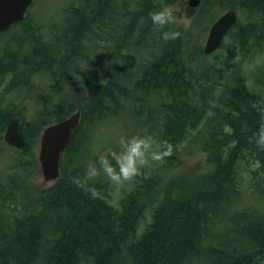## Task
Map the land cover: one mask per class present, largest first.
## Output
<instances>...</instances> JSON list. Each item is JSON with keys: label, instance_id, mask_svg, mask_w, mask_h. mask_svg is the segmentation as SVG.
<instances>
[{"label": "trees", "instance_id": "obj_1", "mask_svg": "<svg viewBox=\"0 0 264 264\" xmlns=\"http://www.w3.org/2000/svg\"><path fill=\"white\" fill-rule=\"evenodd\" d=\"M179 1L78 0L61 23L62 37L74 34L64 54L42 42L44 48L14 60L0 47V82L10 76L8 90L30 89V75L44 70L49 93H62L45 97L38 129L80 111L78 127L59 158L61 175L38 188L31 201L28 170L36 158L22 159L39 131L31 129L24 138L17 165L7 167V174L0 170V264H264V151L250 142L261 122L252 104L264 98V88L249 87L239 62H205L190 31L175 41L162 39L149 14ZM235 8L244 22L233 27L234 41L243 54L257 52L264 0H202L193 25L199 27L205 18L212 23L220 11ZM121 110L132 111L140 126L123 136L151 135L175 143L174 154L164 161L170 167L179 161L178 145L188 140V147L207 153L211 171L190 183L175 178L162 191L152 175L118 206L109 203L112 184L101 175L89 185L103 199L90 198L72 177L83 178L88 163L105 151L94 149L95 132ZM17 113L0 107V147ZM17 197L27 202L5 204Z\"/></svg>", "mask_w": 264, "mask_h": 264}, {"label": "rangeland", "instance_id": "obj_2", "mask_svg": "<svg viewBox=\"0 0 264 264\" xmlns=\"http://www.w3.org/2000/svg\"><path fill=\"white\" fill-rule=\"evenodd\" d=\"M73 3L75 5L77 3L79 4L78 0H33L32 5L28 8V13L25 20L22 23H19L17 26L10 28L8 32L6 31V33L4 32L3 34H0V47L4 46L9 50L7 52V57L14 60H17L16 58H22V60H24V54H30L32 49L39 47L44 48V44H41L42 42L53 45V52L55 54L58 53L59 56L60 54H64V52L67 50L68 44L73 40L74 34L70 33L67 37H62L63 33L60 31V28L62 27L61 23L65 16V10H67V8L71 5H74ZM174 7L179 8V12H177L176 14V23L173 25H169V29L180 31L182 34H188L189 31L193 33L195 30V33L192 34L193 36L191 35L190 39L191 41H193L196 38V45L198 44L200 48L203 49L211 22H209L208 18H205L203 20V24L201 23L202 25H200L199 27L197 24L195 26L192 25L199 10L201 9V6L193 11L188 6L187 0H180L174 5ZM235 10L239 15V19H241L240 21H243V14L238 11V8H235ZM223 12L224 10L220 11L219 14ZM235 29L236 27L230 30L229 34H227L226 38L223 41V46L218 49L216 53L214 52L217 57H215L214 53H212L211 55L205 57L204 61L207 63H215L218 65L224 62H239V68L249 78V80L247 81L249 87L251 89L253 88V90L256 89L258 91H262L264 88V84L260 85L259 83H257V77H261L264 82V32L262 34V40H258L262 41V43L260 42L261 46L256 49L257 52H245L243 54V52H241V49H239V47L236 45L232 36ZM53 32L58 37V40H55V38L57 37H52ZM59 37L61 38L59 39ZM52 39H54L52 41L53 43L51 42ZM5 45L8 47H6ZM247 46H249V43L247 44ZM108 53H110V50L107 51L106 61H104V64L106 63L107 65L109 64ZM87 55L89 56L88 53ZM101 77H99L98 79H100ZM10 78V76H7V78H5V81H3L2 83L0 82V107L14 108L16 112H18V118L22 124V127L25 128L26 124L29 125L28 129H26V133L31 131V129L39 131L40 133L44 128V125H41L38 129L39 126L37 123V119L39 111L43 107L45 97L48 96L58 98L62 97V93H49L46 88L49 85L50 81L44 70L38 71L34 75H31L29 77L31 79H29L28 82V88L30 89H27L26 87L23 89V91L20 92L16 90H8ZM33 81L37 86L34 85ZM255 83L259 85L258 88H256L257 85H255ZM92 85L93 83L91 82L88 87L86 86V88H82L80 91V95L78 96H84L90 90ZM42 92H44L43 94L45 96H43ZM132 116V111L125 112L124 110H121L117 117L115 116L114 118H110V121L101 125V127H99L95 132L96 142L94 149L97 151L100 149L106 151L108 148H115L118 145L120 137L123 136L125 132L138 130L140 126ZM192 134H195V132H193ZM37 137L35 141L33 139V142H31L29 146V155L25 156L26 158H23L22 160L23 162H28V159L31 160V158H33V155L36 158V163L33 166H26L30 167L29 177L31 180V188H29L28 201H31L33 199L38 188L48 187L54 182L45 181L43 178L37 158L39 148V144H36L38 140ZM178 146L179 147L177 149L179 153L177 159L179 161L175 164L174 167H170L165 163L156 164L143 169L142 174L137 177L131 184L125 185L123 187H116L112 185L111 189L108 192L109 201L111 202V204H113L114 206H118L121 198H123L126 193L134 189L137 184H142V181L144 179H149V177H151L152 175H154L153 177H156L158 179V189L162 191L163 186L175 178L178 181H188L190 183L196 178L211 171L212 165L208 162L207 153L205 151L193 147H188V140L183 141ZM17 151V149H14L4 142V145L0 147V170L5 171L7 167H14L15 165H17V158L19 156ZM9 161L11 162V164ZM251 167L253 169L256 168V164L252 163ZM159 194V198L161 199L163 193L160 192ZM26 202L27 199H23V197H17L15 202H6L5 204L9 207H21ZM145 216V221H147L149 219V212H147Z\"/></svg>", "mask_w": 264, "mask_h": 264}, {"label": "clouds", "instance_id": "obj_3", "mask_svg": "<svg viewBox=\"0 0 264 264\" xmlns=\"http://www.w3.org/2000/svg\"><path fill=\"white\" fill-rule=\"evenodd\" d=\"M179 8L164 5L159 10L149 14L154 30L161 32L162 39L175 41L182 35L180 31L171 30L177 20ZM252 107L260 114L261 122L254 134L253 141L256 146L264 151V98L254 102ZM174 154V148L168 141L158 142L151 135L136 134L121 136L115 149L108 148L101 153L97 160L90 161L83 178L72 177V182L81 188L92 199H103L102 194L89 185L101 175L113 186L123 187L131 184L142 174V170L156 164H162L166 158Z\"/></svg>", "mask_w": 264, "mask_h": 264}, {"label": "water", "instance_id": "obj_4", "mask_svg": "<svg viewBox=\"0 0 264 264\" xmlns=\"http://www.w3.org/2000/svg\"><path fill=\"white\" fill-rule=\"evenodd\" d=\"M33 0H0V32L7 30L16 23L23 21ZM202 0H187L188 6L194 11ZM237 12L233 9L223 12L209 27L202 49L204 55H211L222 44L224 36L237 22ZM80 112L46 126L40 135L38 163L45 181L52 182L59 177V158L67 149L71 133L77 129ZM3 140L6 144L21 149L25 142L17 130V121L11 120L4 131Z\"/></svg>", "mask_w": 264, "mask_h": 264}, {"label": "flooded vegetation", "instance_id": "obj_5", "mask_svg": "<svg viewBox=\"0 0 264 264\" xmlns=\"http://www.w3.org/2000/svg\"><path fill=\"white\" fill-rule=\"evenodd\" d=\"M20 23H22V22H20ZM260 40H262V38L260 39ZM258 41V40H257ZM262 43V41H259V42H257V43ZM261 43L260 44H258V46L260 47L261 46ZM255 85H257L256 83H255ZM255 85H254V88H255ZM259 87V85H257L256 86V88H258ZM262 88V87H261ZM254 90H256V89H254ZM258 91V90H257ZM77 110V109H76ZM76 110H74V111H76ZM73 111V112H74ZM13 119H15L16 121H17V130H18V133L20 134V136L23 138V140H24V142H25V137L27 136V135H29V133L27 132L26 133V129H28V124H26V127L25 128H23L22 127V124H21V122H20V120H19V118L17 117V118H13ZM20 122V123H19ZM22 129V130H21ZM38 138V140H37V142H36V144H39V138H40V134H39V136L37 137ZM14 148V147H13ZM14 149H16V148H14ZM17 150H20V149H17Z\"/></svg>", "mask_w": 264, "mask_h": 264}, {"label": "bare ground", "instance_id": "obj_6", "mask_svg": "<svg viewBox=\"0 0 264 264\" xmlns=\"http://www.w3.org/2000/svg\"><path fill=\"white\" fill-rule=\"evenodd\" d=\"M74 4V3H73ZM75 5V4H74ZM73 7V6H72ZM64 8V7H63ZM87 11V10H86ZM220 15V14H219ZM85 16V15H84ZM239 20H241V19H239ZM58 23V22H57ZM203 24V23H202ZM201 24V25H202ZM245 24V23H244ZM193 25V24H192ZM181 29V28H180ZM44 32V31H43ZM207 32V31H206ZM190 33L191 34H194L195 33V30H194V32L192 33L191 31H190ZM45 34H46V32H45ZM229 34V33H228ZM39 35H40V33H39ZM44 35V34H43ZM193 36V35H192ZM226 38V37H225ZM0 46H1V44H0ZM6 47H8V46H6ZM30 47V46H29ZM1 50V49H0ZM6 51H9L8 49L6 50ZM12 51V50H11ZM4 53V52H3ZM14 54V53H13ZM24 54V53H23ZM10 55H12V54H10ZM25 56L27 55V54H24ZM20 56V55H19ZM208 56V55H207ZM12 57V56H11ZM16 58V57H15ZM17 59V58H16ZM20 60H22V58L20 59ZM19 60V61H20ZM31 76V75H30ZM29 79H31V78H29ZM3 80V79H2ZM5 81V80H4ZM31 82V81H30ZM34 82V81H33ZM250 82V81H249ZM50 84V83H49ZM247 84H248V82H247ZM34 85H36L35 84V82H34ZM37 86V85H36ZM39 88V87H38ZM45 91V90H44ZM44 92H42V94H43ZM259 95V94H258ZM43 96H45L44 94H43ZM79 99H80V97H79ZM74 106V105H73ZM47 107V106H46ZM43 109V108H42ZM41 110V109H40ZM69 116V115H68ZM131 119V118H130ZM38 120V119H37ZM35 121V120H34ZM33 121V122H34ZM20 123V122H19ZM25 123V122H24ZM134 124V123H133ZM45 127V126H44ZM197 127V126H196ZM22 130V129H21ZM28 136V135H27ZM38 139V138H37ZM185 140V139H184ZM174 145H175V143H173ZM27 145V144H26ZM38 145V144H37ZM173 145V146H174ZM176 146H177V144H176ZM179 147V146H178ZM177 147V148H178ZM23 149V148H22ZM29 149V148H28ZM24 150V149H23ZM20 151V150H19ZM34 151V150H33ZM195 152V151H194ZM19 153V152H18ZM94 156V155H93ZM16 157V156H15ZM13 158V157H12ZM21 158V157H20ZM18 159V158H17ZM23 160V159H22ZM29 161H30V159H28ZM242 160V159H241ZM19 161V160H18ZM244 163V162H243ZM85 168V167H84ZM18 171V170H17ZM29 171V170H28ZM243 171V170H242ZM7 170H6V174H7ZM13 172V171H12ZM1 173V172H0ZM9 173V172H8ZM11 173V172H10ZM14 173V172H13ZM17 172L15 171V174H16ZM1 175V174H0ZM11 175V174H10ZM61 175V174H60ZM147 176V175H146ZM83 177H84V175H83ZM7 178V177H6ZM58 179V178H57ZM56 181V180H55ZM127 195V194H126ZM242 196V195H241ZM124 198V197H123ZM243 199H245V198H243ZM106 200H107V198H106ZM109 200V199H108ZM108 200H107V202H108ZM106 202V203H107ZM109 203H110V201H109ZM108 204V203H107ZM258 206V205H257ZM118 208V207H117Z\"/></svg>", "mask_w": 264, "mask_h": 264}]
</instances>
